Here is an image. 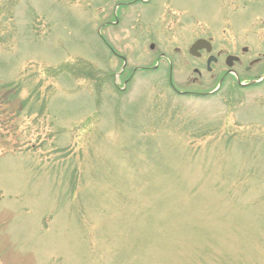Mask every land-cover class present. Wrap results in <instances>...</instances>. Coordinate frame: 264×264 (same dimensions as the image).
<instances>
[{
	"label": "rangeland",
	"instance_id": "1",
	"mask_svg": "<svg viewBox=\"0 0 264 264\" xmlns=\"http://www.w3.org/2000/svg\"><path fill=\"white\" fill-rule=\"evenodd\" d=\"M0 264H264V0H0Z\"/></svg>",
	"mask_w": 264,
	"mask_h": 264
},
{
	"label": "water",
	"instance_id": "2",
	"mask_svg": "<svg viewBox=\"0 0 264 264\" xmlns=\"http://www.w3.org/2000/svg\"><path fill=\"white\" fill-rule=\"evenodd\" d=\"M153 48H154V46H152V49H153ZM201 49H206L207 52H211V50H212V46H211V44H210L208 41H206V40H200V41L196 42V43L191 47V49H190V54H192V55L195 56V57H199V56H200V54H199V50H201ZM212 59H213V58L211 57V58L208 60V66L211 64V60H212ZM237 60H238V58L230 56V57L227 58L226 63H227V65H228L229 67H232V66H233V63H234L235 61H237Z\"/></svg>",
	"mask_w": 264,
	"mask_h": 264
},
{
	"label": "flooded vegetation",
	"instance_id": "3",
	"mask_svg": "<svg viewBox=\"0 0 264 264\" xmlns=\"http://www.w3.org/2000/svg\"><path fill=\"white\" fill-rule=\"evenodd\" d=\"M133 3V1H131L130 2V4H132ZM112 24V23H111ZM205 51L203 50V51H201V56H202V53H204ZM200 56V57H201ZM210 56V55H209ZM209 56H208V58H209ZM208 58H207V61L206 62H208ZM123 59V58H122ZM215 63H216V61H215ZM206 68L208 69V64H207V66H206ZM138 69H142V70H149L150 68H138ZM137 70V68L136 69H134L133 71H132V73H135V71ZM210 71H211V66H210Z\"/></svg>",
	"mask_w": 264,
	"mask_h": 264
}]
</instances>
